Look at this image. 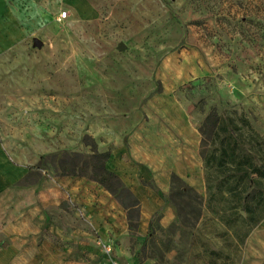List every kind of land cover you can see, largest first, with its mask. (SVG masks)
<instances>
[{
	"label": "rangeland",
	"instance_id": "obj_1",
	"mask_svg": "<svg viewBox=\"0 0 264 264\" xmlns=\"http://www.w3.org/2000/svg\"><path fill=\"white\" fill-rule=\"evenodd\" d=\"M5 49L0 264H214L201 243L215 234L195 239L201 205L185 185L206 198L200 129L211 111L245 116L264 139V0H0ZM30 142L40 168L28 165ZM94 142L123 200L61 175L63 152L90 155ZM237 264H264V221Z\"/></svg>",
	"mask_w": 264,
	"mask_h": 264
},
{
	"label": "trees",
	"instance_id": "obj_2",
	"mask_svg": "<svg viewBox=\"0 0 264 264\" xmlns=\"http://www.w3.org/2000/svg\"><path fill=\"white\" fill-rule=\"evenodd\" d=\"M252 132L256 131L245 116L224 118L215 110L209 113L200 129L207 196L204 198L191 186L185 187L192 195V202L201 205L195 209L198 215L192 223V228L198 233L195 239L215 234L201 243L203 254L211 257L214 264H237L247 239L264 221V139L256 132L254 155L252 149H247ZM88 139L90 137L86 135L84 141L87 145ZM92 146L90 155L71 153L70 157L69 152H63L66 160L59 164L61 175L89 177L115 194L121 189L117 196L123 200L127 189L107 166L110 152H99L95 142ZM42 160L44 156L40 163ZM31 168H40V165ZM185 193L180 191L179 196H186ZM186 204L191 205L190 202ZM206 223L214 227V231L209 230L208 233L207 230L203 234ZM216 238H220L221 245L214 246Z\"/></svg>",
	"mask_w": 264,
	"mask_h": 264
},
{
	"label": "crops",
	"instance_id": "obj_3",
	"mask_svg": "<svg viewBox=\"0 0 264 264\" xmlns=\"http://www.w3.org/2000/svg\"><path fill=\"white\" fill-rule=\"evenodd\" d=\"M6 50L7 49H5L3 52L0 50V56H3L4 54H6ZM1 86H3V87H9V86H7L8 85V83H6L5 85L3 84H0ZM41 146L39 145V144H37L36 142H30V151H31V154H30V161H29V163H28V165H34V164H36L37 162H39L41 159V153H38V151L40 150L39 148H40ZM11 156V159H12V161L13 162H15V163H17L19 166H22V164L23 163H21V162H19V160H18V157H22V158H25L26 156H22L20 153L18 154L17 153V155H16V153H11L10 154ZM19 155V156H18ZM34 159V160H33ZM176 163V162H175ZM174 163V165L173 166H170V165H168V167H167V170L169 171V172H176V173H179L180 175H182V176H185V177H187L188 178V180L191 182V183H193L194 184V177L192 176L193 175V172H191V167H190V170H187V171H182V169H181V167H178L176 164ZM202 167H203V162H202ZM190 172V173H189ZM168 175V174H167ZM169 179V177H166L165 176V180H168ZM3 182H6L5 181V179H4V181ZM165 182V181H164ZM192 187V186H191ZM195 187V186H194ZM91 194H93L92 192H91ZM93 197H94V194H93ZM95 198V197H94ZM251 236V235H250ZM250 236H249V238L248 239H250Z\"/></svg>",
	"mask_w": 264,
	"mask_h": 264
},
{
	"label": "built area",
	"instance_id": "obj_4",
	"mask_svg": "<svg viewBox=\"0 0 264 264\" xmlns=\"http://www.w3.org/2000/svg\"><path fill=\"white\" fill-rule=\"evenodd\" d=\"M67 17V12H63L61 14V17L60 19H65ZM109 264H139V263H136V262H121V261H118L116 259H113L109 262Z\"/></svg>",
	"mask_w": 264,
	"mask_h": 264
},
{
	"label": "water",
	"instance_id": "obj_5",
	"mask_svg": "<svg viewBox=\"0 0 264 264\" xmlns=\"http://www.w3.org/2000/svg\"><path fill=\"white\" fill-rule=\"evenodd\" d=\"M35 45H36V46H41V45H42L41 40H39V39H35ZM123 47H124V46L122 45L121 48H123Z\"/></svg>",
	"mask_w": 264,
	"mask_h": 264
}]
</instances>
